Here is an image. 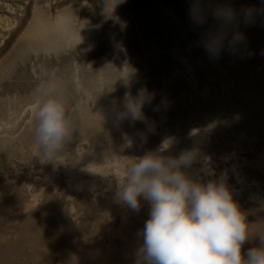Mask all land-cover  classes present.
Wrapping results in <instances>:
<instances>
[{"label": "rangeland", "instance_id": "rangeland-1", "mask_svg": "<svg viewBox=\"0 0 264 264\" xmlns=\"http://www.w3.org/2000/svg\"><path fill=\"white\" fill-rule=\"evenodd\" d=\"M101 3L113 5L127 23L123 32L109 15L100 16ZM17 4L16 19L0 22V188L20 204L12 209L10 202L11 219L0 216V239L15 235L20 222L37 212L32 229L25 227L51 246L46 258L38 255L45 248H27L36 258L32 264H142L150 205L141 199L139 210L130 209L115 192L135 158L161 149L164 156L192 153L184 171L201 183L222 181L236 203L243 200L239 208L251 231L264 214V204L248 200H264V0L246 16L261 44L244 35L233 48L225 41L218 57L205 50L209 31L147 28L130 0ZM55 5L76 11L72 23L86 16V31L78 38L55 34L51 41L25 34L34 7L47 14ZM49 79L59 83L74 130L61 162L40 159L34 139L38 86ZM141 89L151 94L142 109L147 125L120 118L125 94L135 97ZM81 115L94 123L93 136L85 133ZM32 167L42 174L40 183ZM37 224L43 231L33 230ZM251 247L242 246V253Z\"/></svg>", "mask_w": 264, "mask_h": 264}, {"label": "clouds", "instance_id": "clouds-1", "mask_svg": "<svg viewBox=\"0 0 264 264\" xmlns=\"http://www.w3.org/2000/svg\"><path fill=\"white\" fill-rule=\"evenodd\" d=\"M237 15L228 4L205 9L200 0H191L189 6L194 25L203 26L211 16L218 26L204 41L205 50L216 57L225 48V41L229 48L244 42L242 32L228 35ZM38 92L42 100L33 113L34 139L40 159L55 161L74 130L60 98L59 83L49 79L38 86ZM150 103L147 89H141L135 97L126 93L120 118L147 125L142 109ZM161 151L135 158L115 192L116 200L130 209L139 210L141 199L150 205L142 229V264H264V233L250 234L245 215L226 185L191 178L184 169L191 167L192 153L172 157ZM254 235L258 246L242 253V246Z\"/></svg>", "mask_w": 264, "mask_h": 264}, {"label": "bare ground", "instance_id": "bare-ground-1", "mask_svg": "<svg viewBox=\"0 0 264 264\" xmlns=\"http://www.w3.org/2000/svg\"><path fill=\"white\" fill-rule=\"evenodd\" d=\"M131 5L133 6V10L140 17L141 23L148 27H152V29H156L159 31H174V30H184L189 33L195 31H215L217 29L216 23L212 20L211 16H209L208 22L203 26L194 25L189 16V6L191 0H130ZM17 2H22V0H0V22L10 21L16 19V12L14 8L21 4H17ZM104 2V0H102ZM260 3V0H200L201 6L205 9L210 6H214L216 4H228L237 12V23L231 26L228 29V32L231 34L235 31L243 32L244 35H248L252 37V23L250 24L246 20V9L249 6V9L255 11L257 9L256 3ZM100 6H104V10L101 17L104 15H109L111 19L112 26L114 29H119V31L123 32L128 26L127 23L121 19V16H118L114 12V6H107L106 3L99 4ZM72 17H78L77 13H73L72 8H61L60 5H55L48 10V13L45 14L38 7H34V11L32 13V19L29 25L26 26V33L30 35L36 41H51V38L56 36H63L64 34H68L70 38H78L81 34H83L87 29V19L86 16L82 17L76 23H72ZM76 20V19H75ZM253 38V37H252ZM254 44L260 45L261 42L257 38H253L252 40ZM195 55V54H194ZM191 58H196L193 56V53L188 55ZM158 69H163V64L158 65ZM81 80V79H80ZM69 95V94H67ZM98 105L99 103H95ZM106 108V102L103 101L101 103V108ZM81 117L85 120L87 124V130L85 133L93 136L92 127L94 123L91 121L87 115H81ZM138 122L137 124H139ZM65 157L68 155L67 152H61L57 155L59 158V162L63 161ZM56 157V158H57ZM33 171H30L32 176L40 183L42 174H40L39 169L37 167H32ZM91 170V169H90ZM66 171V170H64ZM67 172V171H66ZM81 173V171H79ZM75 176L71 174L70 177ZM241 182V180L239 181ZM23 184V183H22ZM229 190V188H228ZM13 200L11 208L18 207L20 201L18 199H13L8 194H6V190L0 188V216H8V210L10 202ZM251 204H264V200L261 198L250 196L248 198ZM241 201H243L241 199ZM239 201L238 206L241 204ZM53 216L50 219V222L53 221L54 214L56 213L55 206L52 203ZM31 217L34 219H26L22 220L16 225L19 227L15 230V235L10 237H6L5 240L0 239V264H29L33 263L36 258L32 256V253L27 251V248L32 250H38L41 248H45L43 253H39L38 255H43L45 258L48 257L50 249L48 247L51 246V242L43 239L42 237L34 238L31 235V232L25 227L26 225L32 229L31 223L37 221V212H33ZM49 230H52V224H48ZM40 227L43 231V225H36L33 230L40 232ZM14 228V227H13ZM250 228V234L256 233H264V214H260L252 223ZM50 233V232H49ZM29 236L33 237V239H29ZM258 238L253 237V239L247 241L243 246H258ZM37 254V253H36Z\"/></svg>", "mask_w": 264, "mask_h": 264}]
</instances>
